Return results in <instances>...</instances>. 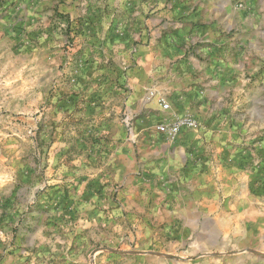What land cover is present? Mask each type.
I'll list each match as a JSON object with an SVG mask.
<instances>
[{
  "label": "rangeland",
  "instance_id": "rangeland-1",
  "mask_svg": "<svg viewBox=\"0 0 264 264\" xmlns=\"http://www.w3.org/2000/svg\"><path fill=\"white\" fill-rule=\"evenodd\" d=\"M138 1L25 9L0 0V264H148L147 256L167 264L186 253L171 243L179 217L163 152L178 138L157 129L173 120L175 103L159 87L141 89L153 73L167 78L168 41L150 26L156 15V28L164 25L172 0H144L145 12ZM223 2L229 15L246 5ZM256 76L250 101L237 106L227 91L224 113L261 110L264 67ZM256 202L250 217L261 224L264 197ZM205 218L233 223L230 214ZM209 235L207 257L264 255Z\"/></svg>",
  "mask_w": 264,
  "mask_h": 264
},
{
  "label": "crops",
  "instance_id": "crops-1",
  "mask_svg": "<svg viewBox=\"0 0 264 264\" xmlns=\"http://www.w3.org/2000/svg\"><path fill=\"white\" fill-rule=\"evenodd\" d=\"M14 1L25 9L47 3ZM245 3L244 10L229 15L230 6L223 0H172L164 4L168 6L164 25L156 28L155 23L163 19L156 15L150 26L168 41V73L160 82L153 80V73L152 82L142 83L141 89L159 87L174 100L172 119L192 116L198 123L184 127L163 150L174 188L171 209L179 217L173 229L180 237L171 243L175 250H186L167 264H264L263 254H204L211 241L209 232L219 233L224 246L264 251V223L257 224L250 217L256 200L264 197V161L258 159L264 147L260 143L261 136L264 140V100L261 110L247 115L224 113L219 105L231 89L237 106L250 101L256 75L264 67V0ZM138 4L145 12L144 0ZM140 16L142 27L150 23ZM225 29L233 32L229 35ZM218 213L230 214L233 223L207 224L205 216ZM143 259L148 264H165L150 256Z\"/></svg>",
  "mask_w": 264,
  "mask_h": 264
},
{
  "label": "built area",
  "instance_id": "built-area-1",
  "mask_svg": "<svg viewBox=\"0 0 264 264\" xmlns=\"http://www.w3.org/2000/svg\"><path fill=\"white\" fill-rule=\"evenodd\" d=\"M163 108L168 109L169 104L163 102ZM197 125L198 123L194 117L184 116L175 118L167 123H162L157 126V129L169 139L176 140L180 136L184 127H196Z\"/></svg>",
  "mask_w": 264,
  "mask_h": 264
}]
</instances>
